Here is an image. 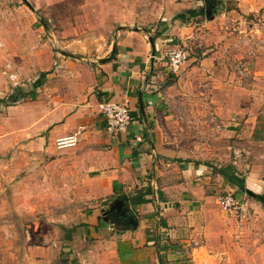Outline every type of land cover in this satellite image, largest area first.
Returning <instances> with one entry per match:
<instances>
[{"label": "rangeland", "instance_id": "obj_1", "mask_svg": "<svg viewBox=\"0 0 264 264\" xmlns=\"http://www.w3.org/2000/svg\"><path fill=\"white\" fill-rule=\"evenodd\" d=\"M27 2L30 5L26 0H0V264H123L110 244L119 228L111 231L101 220L100 230L95 231L85 221L93 210L102 207V202L88 199L80 185L70 187L59 181L63 177L53 173L59 166L53 157L36 148L28 156L22 154L19 140L26 126L23 123L36 128L38 112L54 108L61 89L70 83L72 62L101 61L125 29L139 27L148 37L158 35L161 22L174 23L187 9L199 14L202 10L204 13L196 18L188 13L185 20L198 28L191 40L206 41L210 34L217 37L204 26L214 18L208 19L204 0ZM235 7V0H221L214 14ZM180 47L188 51L189 65L199 64L207 49L202 51L194 42ZM262 60L255 59L254 77L264 68ZM246 63L243 56L236 58L218 81L197 73L189 77L185 70L168 73L166 65L162 67L166 68L164 80L158 78V73L154 78L151 75L149 88L162 93L156 98L153 114L162 134L166 135L165 129L172 135L168 144L178 154L187 152L193 161L219 162L223 166L241 159L247 163L244 173L256 164H264V142L259 138L240 144V139L233 137L232 160L224 117L209 110L215 105L213 101L227 107L232 103L245 106L248 101L254 115L257 111L264 114L263 84L245 71L247 65L251 66ZM167 80L177 87L174 92L168 91ZM244 85L253 90L250 97L241 94L238 87ZM17 87L28 95L9 105L6 99ZM205 105L208 109L203 110ZM237 147L242 148L240 154L235 153ZM230 192L238 205L225 211H233L234 247H241L238 252L233 247V264H264V208L251 202L255 198L248 192L239 188ZM219 193L225 192L214 190L216 203ZM98 213L103 215L102 211Z\"/></svg>", "mask_w": 264, "mask_h": 264}, {"label": "crops", "instance_id": "obj_2", "mask_svg": "<svg viewBox=\"0 0 264 264\" xmlns=\"http://www.w3.org/2000/svg\"><path fill=\"white\" fill-rule=\"evenodd\" d=\"M235 4L233 9L216 10L212 22L204 24L217 36L210 34V40L206 41L191 40L197 36L198 28L185 20L190 9L179 14L181 17L174 23L161 22L154 45L141 28L125 29L118 34L108 56L101 57L107 58L106 61L72 62L70 83L60 88V101L54 108H42L38 112L36 128L23 123L26 126L19 140L22 154L28 156L32 148L43 151L59 165L53 172L63 177L59 181L70 187L80 185L88 199L102 202V207L93 210L85 221L95 231L100 230L101 220L111 231L119 228L110 244L123 264H233V211L221 209L213 192L215 189L230 192L238 187L229 183L221 168L229 167L227 171L244 180L247 191L242 192L249 190L264 196V164H256L244 173L247 163L241 159L223 166L219 162L193 161L187 152L178 154L168 144L172 135L165 129L166 135L162 134L153 114L156 98H161L162 93L149 88L154 73L160 75V80L166 77V68H162L167 67L165 51L188 42H194L202 51L207 48L199 64L189 65L188 61L183 66L189 77L197 73L221 80L222 71H229L227 65L242 56L251 65L245 71L254 77L255 59L262 57L264 62V0H235ZM205 5L207 8L204 1ZM202 13V10L200 14L195 12L193 17ZM115 46V58L108 60ZM167 70L170 73L168 67ZM255 73L254 78H260L264 88V68L260 75ZM167 86L170 92L177 89L173 84ZM238 88L245 97L253 93L245 85ZM140 92H143L144 112L139 104ZM103 100L129 105L133 120L127 132L107 133L106 119L98 109ZM213 103V106L208 104L212 106L209 110H216L217 115L224 117V133L229 137L232 160L233 137H238L240 144L258 138L264 142V114L257 111L254 115L250 102L246 101L245 106L232 103L229 107ZM206 109L207 105L203 110ZM23 120L29 121L25 117ZM75 134L76 144L56 146L58 138ZM241 149L237 147L235 153ZM10 171L15 173L13 169ZM115 200L124 201L125 216L135 218L136 227L115 221L108 223L100 216L98 211L108 208ZM251 202L264 208L260 199ZM112 223H115L113 227ZM234 248L238 252L241 247Z\"/></svg>", "mask_w": 264, "mask_h": 264}, {"label": "built area", "instance_id": "obj_3", "mask_svg": "<svg viewBox=\"0 0 264 264\" xmlns=\"http://www.w3.org/2000/svg\"><path fill=\"white\" fill-rule=\"evenodd\" d=\"M264 50V43L262 44ZM167 67L170 73L178 74L189 60V53L183 47H175L165 52ZM100 114L106 119V131L109 135H118L127 132L132 120V111L127 103L103 100L99 103ZM77 142V134L62 137L56 140L58 148L74 145ZM217 203L224 210H233L238 205L231 192L220 193L216 197Z\"/></svg>", "mask_w": 264, "mask_h": 264}, {"label": "trees", "instance_id": "obj_4", "mask_svg": "<svg viewBox=\"0 0 264 264\" xmlns=\"http://www.w3.org/2000/svg\"><path fill=\"white\" fill-rule=\"evenodd\" d=\"M26 3L29 4V2H27V0H26ZM29 5H30V4H29ZM189 12H190V13H195V12H197V11H195L194 9H190ZM41 21H42L43 24H44L45 19H44V18H41ZM44 25H45V24H44ZM147 31L150 32V30H148V29H147ZM159 35H160V33H159L158 35H154V34L152 35V39H153L154 42H155V40L157 39V37H159ZM113 51H114V52H113V55H112L110 58H108V60H112V59L115 58V55H116V53H117V48H116V46L114 47V50H113ZM42 75L45 77L46 74L43 73ZM165 83H166V85H171V84H172V81H168V80H167ZM164 85H165V84H164ZM27 95H28V93H26L22 88L17 87V88L15 89V92H14L13 94H11V95L6 99V101H7V102H10L9 105H11L12 103H16L17 101L26 98ZM228 168H229V167H222V168H221V172H222L223 175L228 179L229 183L232 184V185L237 186V187H238L240 190H242V191H247V188H246V185H245L244 180L239 179L240 176H237V177L233 176V174L230 173L229 170L227 171ZM250 195H251L252 197H254L255 199H260V200H262L263 203H264V196H263V195H259V194H255V193H251ZM103 222H104V221H103Z\"/></svg>", "mask_w": 264, "mask_h": 264}, {"label": "water", "instance_id": "obj_5", "mask_svg": "<svg viewBox=\"0 0 264 264\" xmlns=\"http://www.w3.org/2000/svg\"><path fill=\"white\" fill-rule=\"evenodd\" d=\"M206 12H207V17H208V19L210 20V19H213L214 17H215V15H214V6H209V4H208V2H207V10H206ZM137 29H140V28H137ZM149 38H150V40H151V43L154 45V41H153V39H152V36L151 35H149ZM107 60V58H104V59H101V61H106ZM139 104H140V106H141V109H142V111L144 112L145 111V109H144V98H143V92H140L139 93ZM248 192L251 194L252 192L251 191H249L248 190ZM124 204V201L123 200H115V201H113L111 204H110V206H109V208H104L103 210H102V213H103V219L104 220H108V213L110 212V211H113V210H117L118 212L117 213H120V214H122V216H125V212L123 211V208H122V205ZM114 222V221H113ZM114 224L115 223H112V227L114 226ZM124 225L126 226V227H131V226H134V227H136L137 225H138V222H137V220H135V218H133V217H129V218H127L126 220H125V222H124Z\"/></svg>", "mask_w": 264, "mask_h": 264}, {"label": "flooded vegetation", "instance_id": "obj_6", "mask_svg": "<svg viewBox=\"0 0 264 264\" xmlns=\"http://www.w3.org/2000/svg\"><path fill=\"white\" fill-rule=\"evenodd\" d=\"M205 1V3L207 4V2H208V4L209 5H212V6H214V9L215 8H218V6H220L221 5V0H204ZM109 208V207H108ZM118 211L117 210H113V211H110L109 213H108V223L109 222H111V221H115V222H117V224H119V225H122V224H124V222H125V218H127L128 216L126 215V216H124V217H121V216H119L120 215V213H117Z\"/></svg>", "mask_w": 264, "mask_h": 264}]
</instances>
